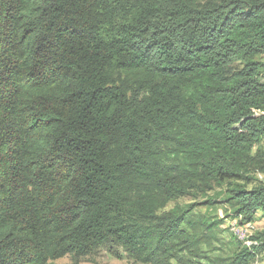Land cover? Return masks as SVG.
I'll return each mask as SVG.
<instances>
[{
  "label": "trees",
  "instance_id": "trees-1",
  "mask_svg": "<svg viewBox=\"0 0 264 264\" xmlns=\"http://www.w3.org/2000/svg\"><path fill=\"white\" fill-rule=\"evenodd\" d=\"M263 142L264 0H0V264H254Z\"/></svg>",
  "mask_w": 264,
  "mask_h": 264
},
{
  "label": "rangeland",
  "instance_id": "rangeland-1",
  "mask_svg": "<svg viewBox=\"0 0 264 264\" xmlns=\"http://www.w3.org/2000/svg\"><path fill=\"white\" fill-rule=\"evenodd\" d=\"M263 146H264V142H263ZM250 178L251 179L249 181H238V183L241 185H245L247 189L253 188L258 185H264V169L257 168L255 171H252L250 173ZM225 190H226V184H222L215 186L212 191L208 192L207 195L215 199L217 202L210 207L209 211L212 214L219 216L220 218L224 217L223 228L225 229L227 228L226 229L227 232H231L232 234L236 235V233L232 230V226L237 225L238 227H240L239 230H241V233L245 236V238H248L250 240V242L252 243L251 246H253V244L261 242L264 239V217L261 216V212L259 211L257 213V218L255 221L252 222V224H239L238 219H236L233 216L229 208L223 202L224 198L226 197ZM203 199L204 198H200L198 200L201 201ZM193 201L194 199L190 197L178 200V202L184 204L191 203ZM199 209L204 210V207H199ZM251 238H254V240ZM238 240L242 242L243 245L247 244V239L243 241L240 238H238ZM261 261H264V249L258 252L254 264H259ZM56 262L62 264H73V260L67 256L57 259ZM78 264H141V263H136L126 258L118 259L110 255L106 251H100L96 255L79 258Z\"/></svg>",
  "mask_w": 264,
  "mask_h": 264
},
{
  "label": "bare ground",
  "instance_id": "bare-ground-1",
  "mask_svg": "<svg viewBox=\"0 0 264 264\" xmlns=\"http://www.w3.org/2000/svg\"><path fill=\"white\" fill-rule=\"evenodd\" d=\"M240 227H238L237 225H233L232 226V230L236 233V235L238 236V238H240L241 240H246L247 238H245V236L241 233V230H239ZM250 228V227H249Z\"/></svg>",
  "mask_w": 264,
  "mask_h": 264
}]
</instances>
